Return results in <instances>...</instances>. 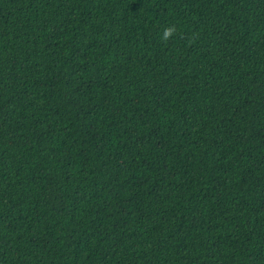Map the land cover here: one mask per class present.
Masks as SVG:
<instances>
[{
  "label": "trees",
  "instance_id": "1",
  "mask_svg": "<svg viewBox=\"0 0 264 264\" xmlns=\"http://www.w3.org/2000/svg\"><path fill=\"white\" fill-rule=\"evenodd\" d=\"M0 264H264V0H0Z\"/></svg>",
  "mask_w": 264,
  "mask_h": 264
},
{
  "label": "clouds",
  "instance_id": "2",
  "mask_svg": "<svg viewBox=\"0 0 264 264\" xmlns=\"http://www.w3.org/2000/svg\"><path fill=\"white\" fill-rule=\"evenodd\" d=\"M175 34H177V27L175 25H170L163 30L162 39L167 41L171 39Z\"/></svg>",
  "mask_w": 264,
  "mask_h": 264
}]
</instances>
